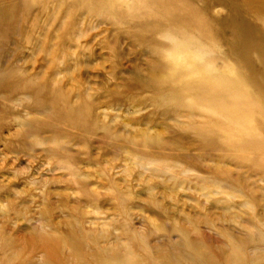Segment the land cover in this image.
<instances>
[{"label":"rangeland","instance_id":"rangeland-1","mask_svg":"<svg viewBox=\"0 0 264 264\" xmlns=\"http://www.w3.org/2000/svg\"><path fill=\"white\" fill-rule=\"evenodd\" d=\"M0 264H264V0H0Z\"/></svg>","mask_w":264,"mask_h":264}]
</instances>
